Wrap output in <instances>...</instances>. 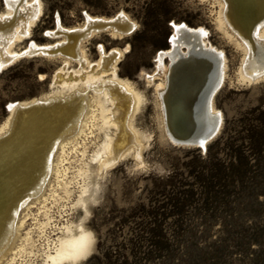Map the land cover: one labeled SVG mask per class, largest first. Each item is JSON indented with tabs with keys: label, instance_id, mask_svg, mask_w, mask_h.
I'll list each match as a JSON object with an SVG mask.
<instances>
[{
	"label": "rangeland",
	"instance_id": "374dc122",
	"mask_svg": "<svg viewBox=\"0 0 264 264\" xmlns=\"http://www.w3.org/2000/svg\"><path fill=\"white\" fill-rule=\"evenodd\" d=\"M40 3V16L28 36L15 42L14 51L25 50L32 41L56 49L69 42L64 32L58 33L62 27L79 30L86 66L97 62L103 52L121 51L117 73L143 95L133 118L141 133L139 153L126 150L115 163L98 170L92 153L104 135L97 129L100 137L86 140L85 156L82 150L70 148L67 180L75 190L68 198L52 181L57 188L55 195H59L49 197L51 202L47 200L54 217L46 227L48 233L57 235L63 222L82 223L90 229L96 244L79 264H264V75L251 80L243 77L247 51L219 26L220 0ZM8 9L7 0H0V13L10 15ZM87 13L105 17L124 14L133 26L120 36L111 28L91 33ZM179 23L204 27L203 45L222 49L225 57L224 77L221 85L214 86L212 99L221 123L206 149L169 139L156 91L164 74L150 77L157 70L160 50L169 47L175 24ZM58 52L62 51L25 53L0 68V126L10 116L11 102L45 99L50 92L61 90L62 86L53 82L57 68L64 64L65 54ZM188 52V44L181 45L178 59ZM173 61L164 58L165 65ZM68 67L77 69L79 62L72 59ZM105 74L106 79L112 76L110 71ZM82 87L92 92L87 85ZM78 164L89 165V177H84L91 191L87 210L76 198L80 193L78 182L83 180L77 174ZM37 212V207H32L27 227L38 228L34 215L44 219V212ZM35 229L37 245L44 247L46 236L39 240V230ZM40 242L45 244L41 246ZM42 255L41 250L23 253L10 264H45Z\"/></svg>",
	"mask_w": 264,
	"mask_h": 264
},
{
	"label": "bare ground",
	"instance_id": "6f19581e",
	"mask_svg": "<svg viewBox=\"0 0 264 264\" xmlns=\"http://www.w3.org/2000/svg\"><path fill=\"white\" fill-rule=\"evenodd\" d=\"M7 2V14H11L0 13V68L25 53L55 54L54 51L61 50L58 53L65 55L64 64L57 68L53 81L54 84L59 83L62 86L61 90L57 89L51 95L50 92L45 99L35 97L11 102L10 116L0 126V132L5 130L0 134V264H10L23 253H37L40 250L45 264H71L64 257L72 249L65 247L62 252L61 241L69 233L86 227L82 223L73 222H63L61 226L56 224L59 231L52 237L46 229L54 218L52 211L49 212L51 207L47 200L57 192L56 185L68 198L72 195L75 189H71L72 186L67 180L69 165H66L70 148L72 151L82 150L80 152L84 155L88 150L89 141L86 140L90 136H94L91 138L93 140L100 135L95 132L96 129L103 131L104 135L94 153L91 152L93 156L90 154L98 170L115 163L126 150L135 149L139 153L142 145L141 133L134 125L133 118L143 101V95L128 79L119 77L117 62L122 55L121 51L103 52L97 62L86 66L88 60L81 49L82 32L79 30L62 27L63 30L58 33L64 32L69 42L68 45H61L56 49H48L50 45H40L32 41L25 50L14 51L12 47L15 42L26 38L30 33L31 26L42 12V6L40 0ZM218 19L219 26L225 33L238 40V44L243 45L247 51L243 77L251 80L264 75V0H220ZM87 20L90 32L111 28L112 33L119 36L129 32L133 26L124 14L105 17L87 13ZM204 32L205 28L202 26L175 24L169 47L160 50L157 70L150 76L152 78L164 74L157 83L156 91L162 110L163 126L169 139L179 145L197 147H201L203 141L202 149L207 148L208 142L220 127L221 114L215 110L212 99L216 89L214 86L221 85L225 72L223 50L213 45H203ZM185 43L188 44L189 52L178 59L179 49ZM166 57L173 58L172 64L165 65ZM72 59L79 62V67L69 70L68 63ZM109 71L112 76L104 78V74ZM83 85H87L92 92L83 89ZM209 90L212 92L210 96H206ZM197 99H202L201 106L189 111L188 105ZM184 117L192 120L185 126L177 127L175 122ZM193 119L198 120V123L194 124ZM86 165L79 167L78 164L77 174L83 180L80 178L82 183L77 181L81 185L80 190H77L80 193L75 197L87 210L88 192L91 191L86 180L89 177L86 172L90 173L89 165ZM74 174L72 175L76 176ZM54 180L56 185L52 183ZM34 206L38 209L37 214L44 212L45 216L40 219L38 215H34L38 221V239L41 240L43 235L47 239L46 245L40 242L41 246L44 245L41 248L33 234L34 226H26L28 214H31ZM26 227L22 232V228Z\"/></svg>",
	"mask_w": 264,
	"mask_h": 264
},
{
	"label": "clouds",
	"instance_id": "9594fccd",
	"mask_svg": "<svg viewBox=\"0 0 264 264\" xmlns=\"http://www.w3.org/2000/svg\"><path fill=\"white\" fill-rule=\"evenodd\" d=\"M73 244L80 248V251L74 258L69 260L71 264H79V261L85 258L94 249L96 244L95 234L86 228H78L74 233H69L65 239L61 241V251L63 252L65 247H70V249H72L71 245Z\"/></svg>",
	"mask_w": 264,
	"mask_h": 264
},
{
	"label": "water",
	"instance_id": "95a60500",
	"mask_svg": "<svg viewBox=\"0 0 264 264\" xmlns=\"http://www.w3.org/2000/svg\"><path fill=\"white\" fill-rule=\"evenodd\" d=\"M211 92H212V91L209 90L208 93L206 94V96H210ZM201 104H202V99L194 100L192 103H190V104L188 105V107H189V111L198 108L199 106H201ZM189 120H192V118H189V119H188L187 117H184V118H182L180 121L175 122V124L177 125V127H178V126H185L186 124L189 123V122H188ZM193 122H194V124H196V123H198V120L193 119ZM185 132H186V131H185Z\"/></svg>",
	"mask_w": 264,
	"mask_h": 264
},
{
	"label": "snow or ice",
	"instance_id": "6c2138e0",
	"mask_svg": "<svg viewBox=\"0 0 264 264\" xmlns=\"http://www.w3.org/2000/svg\"><path fill=\"white\" fill-rule=\"evenodd\" d=\"M180 27H184V26H180ZM12 107V106H9ZM203 141H201V147H203ZM82 247V245H81ZM72 251L67 253V255L64 257L65 259H71L74 258L80 251V248H78L76 245H71Z\"/></svg>",
	"mask_w": 264,
	"mask_h": 264
}]
</instances>
